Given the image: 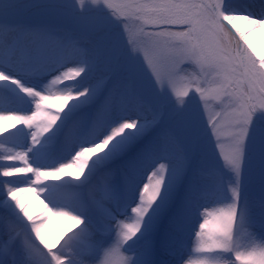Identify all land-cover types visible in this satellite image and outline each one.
<instances>
[{
  "label": "snow or ice",
  "instance_id": "snow-or-ice-1",
  "mask_svg": "<svg viewBox=\"0 0 264 264\" xmlns=\"http://www.w3.org/2000/svg\"><path fill=\"white\" fill-rule=\"evenodd\" d=\"M237 13L264 27V0H0V93L35 101L16 118L38 129L5 133L24 151L0 155V264H187L193 234L199 264H264V57L236 40ZM20 173L71 220L55 242L17 197Z\"/></svg>",
  "mask_w": 264,
  "mask_h": 264
},
{
  "label": "bare ground",
  "instance_id": "bare-ground-1",
  "mask_svg": "<svg viewBox=\"0 0 264 264\" xmlns=\"http://www.w3.org/2000/svg\"><path fill=\"white\" fill-rule=\"evenodd\" d=\"M258 0H240L241 6H248V7H255L258 4ZM238 18L233 22L236 24V26L240 29V32L244 33L243 39H241L239 33H236V29L233 28V33L236 34V40H240L241 44H243L245 47H247V44L250 43L252 45V48L255 49L254 52H252V55L257 58L258 60L261 57H264V27L257 28L253 31H249V25L246 21L239 19V15L241 16L242 13L234 14ZM227 24L228 22L225 21ZM229 27L231 28L232 25L229 24ZM260 30V31H259ZM258 39V40H256ZM256 42H255V41ZM249 51H252V49H249ZM29 84H37L36 81H29ZM67 90L63 88L62 84L58 83L56 85H51L50 87H47L44 89L43 94L48 97L47 100L42 102V106L50 111L55 110V106L58 105L61 102L62 95ZM6 99V97L0 93V154L3 152L6 155L12 154L15 155L19 152L24 151L19 145L24 143L23 137L16 135V136H6L5 133L9 131H15L18 128H21L19 126V121L16 120H5V114L1 111L6 109L7 104L3 101ZM23 110V112L18 113V116H27L29 115L27 111L31 110V112L35 111V101L30 100V104H24L20 108ZM43 119V114L41 117L38 118V121ZM37 121V122H38ZM11 122V126L9 128H6V125ZM36 123V122H34ZM21 124V123H20ZM31 131H38L36 127L29 128L27 130V133H30ZM30 136V134H29ZM3 162V161H0ZM18 166L23 167L24 164L21 161L15 162ZM18 176H21L27 180L28 174L20 173L17 174ZM145 182H147V177H144ZM34 177L31 180H27L26 183L19 185V189L16 191V195L19 198L20 202L25 206L26 211L28 214L33 218L35 223L37 224L40 220H44L45 222L51 221L50 226L53 231V233L61 234L66 233L68 229L70 228L72 222L71 220L66 216H60L56 213L58 211H61L60 209H53L52 205L49 203V200L45 198V195L43 192L37 191L36 196H31V194L28 193L27 188L34 187L33 186ZM11 185H6L5 189L7 187H10ZM201 212H207V213H216V204H209V206L206 209H201ZM129 215H133L129 209ZM203 219V217H202ZM210 219V217H209ZM25 222H28L27 220ZM131 222V221H128ZM209 227H213V225H209ZM195 238V237H194ZM197 243V242H196ZM198 246V244L196 245ZM194 254H199V258L203 259L201 253L195 251ZM194 254L193 257H194ZM187 264H199V261H195L194 259H185ZM192 263H189V262ZM116 264H118V258H115Z\"/></svg>",
  "mask_w": 264,
  "mask_h": 264
},
{
  "label": "rangeland",
  "instance_id": "rangeland-1",
  "mask_svg": "<svg viewBox=\"0 0 264 264\" xmlns=\"http://www.w3.org/2000/svg\"><path fill=\"white\" fill-rule=\"evenodd\" d=\"M130 29L132 32H135L136 31V25H130ZM3 102L7 104L6 109L1 111L5 114V120L10 119L13 121H15L16 117H18V113L23 112V110H21L20 108L22 106H24V104H26L25 101H20L18 103L13 102L8 97H6V99ZM218 103H219V101H217V100H210L209 101V103L206 105L205 120H207L209 116L215 117L217 115V113L220 112V109L217 107ZM202 107H204V106L202 105ZM27 113L29 115H31L32 112H31V110H29V111H27ZM18 124L21 128H23L24 132H27V130L29 129V126L26 124H20V122ZM10 126H11V122L6 125V128H9ZM195 131L196 130L194 128V132ZM220 131H221L222 137H226L228 132L230 131V129L227 127V120L223 116L220 119ZM23 140H24V138H23ZM28 142L29 143L31 142V136H28ZM200 143L205 145V147H207V142L204 138H201ZM207 154H208L209 159H211V160L216 159L214 153H212L210 148H207ZM0 155H6V154L2 152ZM217 166H219V162H217ZM42 170H47V169H42ZM141 178L142 177L140 174H138L136 177V179H138V180ZM52 179H53V177H51V176L45 178V180H47V181H51ZM260 186L261 185H260V177H259L258 170L255 167H253L252 174H251V181L249 183V189H248L249 195L250 196L258 195L259 191H260ZM27 191L29 194H31V196L37 195V189L36 188L30 187V188H27ZM223 207H224V205L216 204V213ZM60 210L62 211L63 209H60ZM201 219H202V217H201ZM50 223H51L50 220L48 222H45L44 220H40L37 223V225L41 228L42 234L45 235V237L50 242H55L57 240V238L62 236L63 233H61V234L53 233L51 226H50ZM197 229H198V225H197ZM243 236H244V232L242 231L238 237V240L241 243H245L242 239ZM194 237H195V235L193 234L192 242L189 244V247H188V255L185 256V259L191 258V259H194L195 261H200L201 258H199L200 257L199 254H194V252L196 251V248L198 247V246H196L197 245L196 237L195 238ZM192 254H194V257ZM189 263H192V262L190 261Z\"/></svg>",
  "mask_w": 264,
  "mask_h": 264
}]
</instances>
